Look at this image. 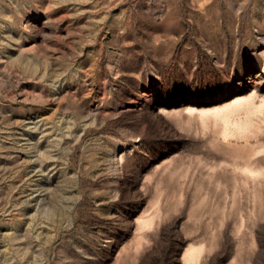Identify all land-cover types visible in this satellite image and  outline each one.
Listing matches in <instances>:
<instances>
[{
	"label": "rangeland",
	"instance_id": "374dc122",
	"mask_svg": "<svg viewBox=\"0 0 264 264\" xmlns=\"http://www.w3.org/2000/svg\"><path fill=\"white\" fill-rule=\"evenodd\" d=\"M0 264H264V0H0Z\"/></svg>",
	"mask_w": 264,
	"mask_h": 264
}]
</instances>
